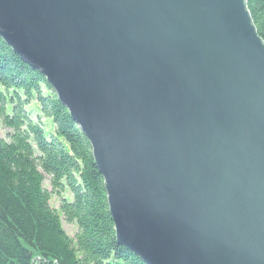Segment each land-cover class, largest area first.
Here are the masks:
<instances>
[{"label": "water", "instance_id": "water-1", "mask_svg": "<svg viewBox=\"0 0 264 264\" xmlns=\"http://www.w3.org/2000/svg\"><path fill=\"white\" fill-rule=\"evenodd\" d=\"M0 37L87 138L144 264H264V43L245 0H0Z\"/></svg>", "mask_w": 264, "mask_h": 264}, {"label": "trees", "instance_id": "trees-1", "mask_svg": "<svg viewBox=\"0 0 264 264\" xmlns=\"http://www.w3.org/2000/svg\"><path fill=\"white\" fill-rule=\"evenodd\" d=\"M245 2L264 43V0ZM0 127V264H144L115 240L87 138L1 38Z\"/></svg>", "mask_w": 264, "mask_h": 264}, {"label": "rangeland", "instance_id": "rangeland-1", "mask_svg": "<svg viewBox=\"0 0 264 264\" xmlns=\"http://www.w3.org/2000/svg\"><path fill=\"white\" fill-rule=\"evenodd\" d=\"M5 132H6V129L0 127V136H1V137L5 136ZM48 184H49V181L46 179V180L44 181V185H45L47 188H49V185H48ZM52 204L55 205V206L57 205L55 199H52ZM64 228H65V230H66L69 234L72 233V232L74 231L73 226H72V225H69V224H65V223H64Z\"/></svg>", "mask_w": 264, "mask_h": 264}, {"label": "bare ground", "instance_id": "bare-ground-1", "mask_svg": "<svg viewBox=\"0 0 264 264\" xmlns=\"http://www.w3.org/2000/svg\"><path fill=\"white\" fill-rule=\"evenodd\" d=\"M1 38V37H0ZM3 41V40H2ZM4 42V41H3ZM5 43V42H4ZM6 44V43H5ZM7 45V44H6ZM8 46V45H7ZM9 47V46H8ZM10 48V47H9ZM10 50H11V48H10ZM12 51V50H11ZM12 53L13 54H15L13 51H12ZM16 55V54H15ZM17 56V55H16ZM18 57V56H17ZM19 58V57H18ZM20 59V58H19ZM21 60V59H20ZM22 61V60H21ZM24 62V61H23ZM24 63H26V62H24ZM27 64V63H26ZM32 68V67H31ZM34 69V68H33ZM36 70V69H35ZM39 72V71H38ZM43 76V75H42ZM44 77V76H43ZM44 79H45V77H44ZM45 82L47 83V81H46V79H45ZM48 84V83H47ZM49 85V84H48ZM50 88L52 89V87L50 86ZM70 116V115H69ZM71 118V117H70ZM72 119V118H71ZM101 175V174H100ZM126 249V248H125ZM127 250V249H126ZM129 251V250H128ZM132 253V252H131ZM135 255V254H134ZM140 259V258H139ZM141 260V259H140ZM144 263V262H143Z\"/></svg>", "mask_w": 264, "mask_h": 264}]
</instances>
